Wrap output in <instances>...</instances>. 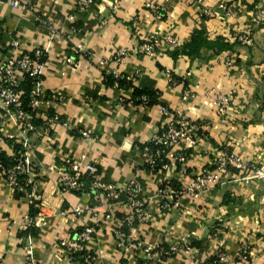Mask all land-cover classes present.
<instances>
[{"label":"crops","instance_id":"obj_1","mask_svg":"<svg viewBox=\"0 0 264 264\" xmlns=\"http://www.w3.org/2000/svg\"><path fill=\"white\" fill-rule=\"evenodd\" d=\"M18 1L12 6L0 0V62L41 48L42 88L45 94H57L55 101L35 112L41 122L27 134L35 162L46 166L82 156L83 162L94 164L102 182L123 186L134 179L151 218L124 224L130 211L124 195L102 205L92 190L62 193L58 173L47 175L45 167L35 166L30 188H37L40 203L32 214L33 226L23 231L21 221L31 211L25 197L29 189L12 191L0 174V264H25L27 248L37 264H78L59 242L74 238L82 220L95 228L87 244L97 254L94 264H153L145 246L184 243H190L189 251L162 257L164 262H215L217 252L224 250L230 264H240L238 249L247 246L246 264H264L260 180L228 165L221 182L197 198L158 193L162 184L169 190L186 185L201 167L211 166L219 148L264 165V0H233L232 12L226 14L233 21L227 27L247 34L250 44L241 42L233 51L201 47L195 55L171 47L165 37L183 44L193 30L203 28L211 39L236 40L222 33L228 32L227 18L222 25L198 17L199 7L213 6V0H91L82 9L77 8L78 0ZM148 36L159 40L151 54L138 49ZM120 49L126 53L115 62ZM109 73L131 76L133 84L154 91L158 102L134 105L130 89L105 83ZM213 93L229 94L224 112L207 104ZM162 106L209 124L196 133L195 153L183 165L152 168L141 145L166 119ZM18 126L0 102V152L10 157L19 156L15 144L22 147L20 139L8 137L18 135ZM86 130L88 135H82ZM77 206L83 208L81 218L73 212Z\"/></svg>","mask_w":264,"mask_h":264},{"label":"built area","instance_id":"obj_2","mask_svg":"<svg viewBox=\"0 0 264 264\" xmlns=\"http://www.w3.org/2000/svg\"><path fill=\"white\" fill-rule=\"evenodd\" d=\"M12 6H18V0H6ZM91 0H78L77 8L82 9L87 6ZM157 9L155 8V11ZM228 14V13H227ZM244 44H250V37L243 33L236 37ZM165 41L171 46L179 45L178 40L171 36H166ZM159 40L148 36L144 37L142 42L138 45L141 52L151 54L153 46ZM44 51L35 47L29 51L21 53L17 57L7 58L0 62V102L2 108L8 113L12 114L18 123V135H9V138H18L22 144L23 151L20 158L10 166H3L0 163V174L5 178L7 184L12 191H24V186L33 184L31 174L35 166L40 168L45 167V174L49 175L51 172L58 173V188L62 193L65 192H85L94 191V199L102 205H108L109 200H120V196L124 195V200L130 207L129 213L123 218L125 224L133 225L134 222L151 218V215L143 206V198H139V185L134 179L128 180L123 186H116L112 183L102 182L96 172L94 164L90 162H83L82 156L79 158L65 157L60 162H50L43 166L40 162H35L32 157L34 154V146L28 139L27 134L34 130L35 124L32 122L33 114L25 111L19 104V93L16 90L18 82L28 75L32 79V87L29 93L28 106L33 111L39 110L43 105L49 104L57 99V94H45L42 88V67L43 61H40ZM126 50H118L113 57L115 62H121ZM230 60L229 57L226 58ZM115 77H121L118 73H113ZM169 81H173L172 74L167 73ZM131 80V76L126 77ZM113 86L117 87L114 82ZM142 103L136 106L144 107L147 101L146 96H141ZM230 102L229 94L213 93L211 99L208 101L210 107L215 108L218 112H224L226 106ZM34 112V114H35ZM161 112L165 115L164 120L160 122L159 128L152 134L150 140L141 146V150L146 155V164L149 167L166 168L169 163L183 165L188 157L195 153L197 145L196 133L201 132L209 124L194 120L190 117L180 115L179 113L170 112L165 106L161 107ZM88 131H83L82 135L87 136ZM231 165L239 170H244L250 178L260 180L264 185V165H254L244 161L240 156L227 148H219L212 158L211 166L201 167L192 177V179L184 186L174 190H169L167 184H162L158 188L160 196L167 194H175L177 196H187L190 198H197L203 191L214 188L221 182V173L228 166ZM21 176H25L23 179ZM27 203L39 206L40 194L35 186H32L25 194ZM74 214L81 218L83 212L82 207L73 208ZM109 218V214L106 215ZM34 219L26 214L21 221L20 229L27 230L33 226ZM81 230L74 238L61 239L59 244L62 251L67 249V252L78 251L84 249L82 256V264H94L97 260V254L87 246L91 240L92 233L95 228L93 225L81 221ZM115 235L121 239L122 234L119 229L115 230ZM145 246L144 252L146 258L153 259V264H172L169 261L164 262L165 258H171L179 250L189 251L190 243L183 245L172 244L168 245L164 250L161 246ZM237 258L240 264L248 262L249 251L247 246L238 249ZM215 264H230V256L224 250H219L216 255ZM213 262L204 261L202 264H212ZM25 264H37L33 259L29 248L25 254Z\"/></svg>","mask_w":264,"mask_h":264},{"label":"trees","instance_id":"obj_3","mask_svg":"<svg viewBox=\"0 0 264 264\" xmlns=\"http://www.w3.org/2000/svg\"><path fill=\"white\" fill-rule=\"evenodd\" d=\"M239 44H241V42L238 39L229 41V40H224L221 36H216L215 38L211 39L205 34V30L203 28H197L193 30V32L191 33L189 40L181 45L179 44L180 46L177 49H179V51H182L187 55H195L198 53L201 47H204L206 49H214L217 51H222V50L233 51L235 47L238 46ZM40 61H43V62L45 61V53H43V55L41 56ZM104 77L106 79L105 83L107 85L113 86L114 82H116L118 88H123V89H128V90L130 89L131 90L130 101H132L134 105H139L140 103H142V101L140 100V97L142 95L146 96L147 98V101L144 104V106H151L152 104H155L158 102V98H157L158 95L154 91L148 90L145 87H142L140 84H137V85L133 84L132 80H129L126 78L127 76H121L119 78V77H115L113 73H109V74H106ZM31 87H32V79L28 75H25L24 78L18 82V86L16 87V90L19 93L20 106L25 111L33 114L32 122L36 125L37 123L41 122V120L39 121V119L34 117L35 111H33L32 108L28 106L29 93H30ZM14 146L17 148V151H19V154H18L19 156L10 157L0 152V163L3 166H6V167L10 166L20 158V154L23 151V147H21L19 143L15 144ZM24 177L25 176H21L22 179ZM25 189H30V184L25 185ZM18 192H21V191H18ZM36 208L38 207L34 206L33 204H30V209H31V211L29 212L30 217H32V214H34L37 211ZM27 230H24V231H27ZM80 230L81 228L79 229V231ZM167 246L168 245L166 246L163 245L161 247L165 250ZM84 252L85 250L81 249L78 251H73L71 253V255L74 258L76 257L78 264H82L83 262L82 256L84 255Z\"/></svg>","mask_w":264,"mask_h":264},{"label":"rangeland","instance_id":"obj_4","mask_svg":"<svg viewBox=\"0 0 264 264\" xmlns=\"http://www.w3.org/2000/svg\"><path fill=\"white\" fill-rule=\"evenodd\" d=\"M199 0H193V2H198ZM233 0H213V6H202V7H199L200 9V15L198 14V17L203 20L205 19L206 21L208 19H212V20H220L222 22V25H223V22L225 18H227V21L225 22L224 26L226 27V30H228V32L226 31H223L222 33L226 34V35H229L231 38L233 37H237L238 35H242L243 32H240L238 33L237 31H234L232 30L230 27H227L228 25H233V21H229V18L232 17V16H226V14H230L232 11V8H233ZM216 3V4H215ZM226 20V19H225ZM211 22V21H210ZM208 23V22H207ZM206 24V23H205ZM211 25V23H210ZM249 29L247 28L245 31H248ZM231 31L233 33H231ZM211 32H214L213 30ZM249 32V31H248ZM219 34V33H218ZM173 38V37H172ZM181 45V44H180ZM180 45H177L176 47L174 48H178ZM230 58V57H229ZM225 62L227 64H230L231 62V58L229 61L225 60ZM171 74V73H170ZM249 256V255H248ZM248 260V258H247Z\"/></svg>","mask_w":264,"mask_h":264}]
</instances>
